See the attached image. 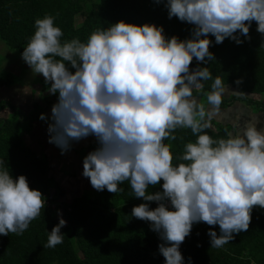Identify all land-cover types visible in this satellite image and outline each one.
Segmentation results:
<instances>
[{"label": "clouds", "instance_id": "clouds-1", "mask_svg": "<svg viewBox=\"0 0 264 264\" xmlns=\"http://www.w3.org/2000/svg\"><path fill=\"white\" fill-rule=\"evenodd\" d=\"M154 2L164 4L169 20L192 25L191 38H166L162 26L118 21L93 30L86 42H62L55 17L46 14L35 19L21 59L57 96L48 143L64 154L72 142L95 137L98 147L83 158L82 176L94 190L113 194L128 182L134 197L145 201L131 216L149 222L158 235L164 264H185L180 246L194 224L208 225L210 248L220 249L248 231L254 208L264 209V128L248 121L235 134L213 139L205 130L220 112L225 83L207 67L190 71L193 58L197 64L214 59L209 35L216 45L225 39L240 45L241 36L250 39L253 21L264 35V0ZM208 80L206 109L193 90H203ZM177 129H190L196 139L184 145L177 157L183 162L174 166L164 141L175 140ZM161 181L162 190L150 194L149 186ZM148 202L157 206L150 209ZM44 207L41 192L30 189L24 175L13 179L0 160V236L23 234ZM65 226L59 219L44 247L62 244Z\"/></svg>", "mask_w": 264, "mask_h": 264}, {"label": "trees", "instance_id": "trees-1", "mask_svg": "<svg viewBox=\"0 0 264 264\" xmlns=\"http://www.w3.org/2000/svg\"><path fill=\"white\" fill-rule=\"evenodd\" d=\"M46 14L55 17V26L64 34L62 42L74 38L86 42L93 30L118 21L162 26L166 38L176 36L180 40L190 39L193 27L175 17L169 20L164 4L154 0H0V42L21 55L35 31V19ZM77 17L81 18L78 23ZM256 27L253 21L250 39L241 36L244 42L240 45L229 39L216 45L215 38L209 35L207 38L213 41L209 51L214 59L197 64L193 58L190 71L207 67L213 77L220 76L225 86L234 90V94L223 97L221 108L244 102L245 106L262 107L264 112V35ZM12 79L10 75L0 77V87L12 85ZM212 82L202 81L203 90L194 89L193 96L210 91ZM46 99H43L45 110L50 106ZM36 104L33 102L30 114H22V121L28 120L32 129L38 122L39 113H36L41 109ZM6 108L12 109L13 117L17 109L7 103L0 104V111ZM41 110L44 114V109ZM8 117H0V160L13 179L24 175L30 189L41 192L45 207L23 234L0 236V264H164V258L158 253L157 246L161 243L158 235L150 231L149 222L131 216L132 208L145 201L134 197L128 182L120 184L124 191L116 194L103 190L99 198L80 195L61 201L62 191L52 177L47 159L25 144L18 129L20 123ZM212 122L213 119L205 131L213 139L226 138V132H232L229 124ZM173 134L175 140L164 142L171 145L175 166L183 162L177 157L183 153L184 145L195 142L196 137L190 129H177ZM162 183L149 186L148 192L161 191ZM148 203L150 209L157 206L155 202ZM57 213L66 221V226L61 228L65 238L55 248H46L48 233L58 223ZM251 215L248 231L234 234V239L220 249L210 248L208 225L194 224L191 234L180 246L185 264L189 257L191 264H251L253 260L255 264H264V209L254 208ZM211 230L219 235L218 226Z\"/></svg>", "mask_w": 264, "mask_h": 264}, {"label": "rangeland", "instance_id": "rangeland-1", "mask_svg": "<svg viewBox=\"0 0 264 264\" xmlns=\"http://www.w3.org/2000/svg\"><path fill=\"white\" fill-rule=\"evenodd\" d=\"M81 20L80 17L76 18V22L78 23ZM6 75H10V77H12V85L16 88V89H22L23 85L30 87L34 94H33V102L36 101V96L37 93H39L40 91L42 92V88H44L47 92H48V88L50 87V84H46L45 81H42L43 79H41L40 75H34L32 74L30 68H27V65L25 64V62L21 59V55L20 53H18L17 51H10L8 50L1 42H0V77L4 78ZM41 88V89H40ZM227 91L224 95V98H226L229 94V90L228 87H226ZM232 90V89H231ZM45 91V92H46ZM45 93H41L40 94V102L43 104V99L48 100L50 97L47 96ZM51 96V95H50ZM53 98V95L52 97ZM195 98L198 100L199 103H203L205 104L206 109L209 108L210 106L207 105V101H206V97L204 95H200V96H195ZM258 98V97H257ZM5 100H0V104H5ZM36 105L42 109V105L36 101ZM9 105H11L12 107H14V105L10 102H8ZM15 109H21L20 107H14ZM9 112L12 113V109L6 108ZM17 109V110H18ZM28 108H26L27 110ZM40 109L39 112L36 113V115L39 113V117L41 114H43V111ZM15 110V112H13V117L11 114H7L5 115L8 118H12L15 121H17V123H20V126H18V129H20L21 133H22V139L24 140L25 136H31L33 129L31 128V126H29V121L25 120L24 122L22 121V113L20 115V113H18V111L20 110ZM33 110V109H32ZM31 110V111H32ZM14 111V109H13ZM22 111V110H21ZM23 112V111H22ZM24 113V112H23ZM30 114V113H29ZM11 115V116H10ZM45 117V112L43 114ZM3 116V114L1 115ZM39 117L36 118V120H38V122L45 123V120H41L39 119ZM263 118H264V112L262 107L260 108H256L252 105L249 106H245L244 102H237L235 104H233L230 107H225V108H221L220 107V112L216 115H214L211 119H213V124H229L231 126L232 132L233 134H235V132L237 131V129L239 127H243V125L245 124V122L248 121H252L254 123H257L256 127L257 129H261L264 128V124H263ZM35 120V121H36ZM49 122V121H48ZM241 122V123H240ZM37 123V122H35ZM239 123V124H238ZM34 126V124H33ZM81 154H83V151L80 152ZM44 158V157H43ZM58 170H60L61 174L63 176L67 177V171L68 169V165H61L60 167H57ZM81 178L83 177L82 174L80 175ZM88 184L90 185L89 180H85V181H81V179L79 180H74V181H69L66 182V194L63 195V199H69L72 197H75V191L78 190L77 188L82 186L80 184ZM91 187V185H90ZM105 191H107L105 189ZM81 195H84L86 198H99V196L101 195V191H96L94 189H88L86 187L81 188ZM67 201V200H65ZM59 213L56 214L57 217V221L59 222L60 219V214Z\"/></svg>", "mask_w": 264, "mask_h": 264}, {"label": "crops", "instance_id": "crops-1", "mask_svg": "<svg viewBox=\"0 0 264 264\" xmlns=\"http://www.w3.org/2000/svg\"><path fill=\"white\" fill-rule=\"evenodd\" d=\"M41 79H43L42 76ZM42 81H44V79ZM231 89H232L231 87H228L229 94H234V90ZM42 92L45 93L47 96L50 95L48 92H45L43 90ZM42 92L40 91L39 93H37L36 101L42 105V109H44L46 115V121L45 123L42 124L40 122L35 123L33 126V132L31 136L30 137L25 136L24 142L29 148H31L37 154L43 155L47 159L52 177L54 178L60 190L62 191V197L60 200L61 201L71 200L74 197L69 199H63L64 197L63 195L66 194V189H67L66 182L79 180V179H81V181H85L87 179L85 177L81 178L80 176L83 171L82 160L89 152L95 150L98 144L95 137L89 136L87 138L80 140L79 142H72L70 150L66 151L64 154H61V150L58 147L48 143L49 134L47 132V127H48V123L51 122L50 121L51 107L53 104L57 102V98H50L49 99L50 106L48 109L45 110L46 101L43 100L42 101L43 104H42L40 102L41 98L39 97ZM33 94H34L33 90L25 85H23L22 89H16L13 85L0 87V100L7 101L5 102L7 104L8 102H10L16 108L20 107L21 109L18 108L17 109L20 111L22 110L24 112L23 113L21 111L23 115H28V113L32 110V105L34 101ZM26 108L28 109L26 110ZM10 113L11 112H9L7 109H3L0 111V117H6L5 115ZM2 114L3 116H1ZM81 151H83V154L80 153ZM63 164L68 165L69 170L67 171V177L63 176L60 170L57 169V167H60ZM80 185L82 186L78 187L77 188L78 190L75 191L74 194L75 197H78L82 194L81 188L83 187H86L88 189H93L92 187H90V185L86 183Z\"/></svg>", "mask_w": 264, "mask_h": 264}, {"label": "built area", "instance_id": "built-area-1", "mask_svg": "<svg viewBox=\"0 0 264 264\" xmlns=\"http://www.w3.org/2000/svg\"><path fill=\"white\" fill-rule=\"evenodd\" d=\"M28 182V181H27ZM169 210H172L170 207H169Z\"/></svg>", "mask_w": 264, "mask_h": 264}]
</instances>
